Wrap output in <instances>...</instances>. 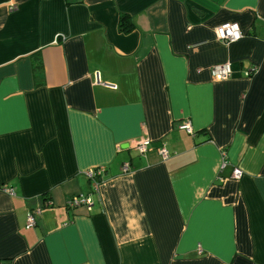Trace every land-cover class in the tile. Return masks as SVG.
Returning a JSON list of instances; mask_svg holds the SVG:
<instances>
[{
    "label": "crops",
    "instance_id": "obj_1",
    "mask_svg": "<svg viewBox=\"0 0 264 264\" xmlns=\"http://www.w3.org/2000/svg\"><path fill=\"white\" fill-rule=\"evenodd\" d=\"M0 264H264V0H0Z\"/></svg>",
    "mask_w": 264,
    "mask_h": 264
},
{
    "label": "built area",
    "instance_id": "obj_2",
    "mask_svg": "<svg viewBox=\"0 0 264 264\" xmlns=\"http://www.w3.org/2000/svg\"><path fill=\"white\" fill-rule=\"evenodd\" d=\"M215 34L217 35V38H219L222 42L226 44H230L231 42L238 41L242 39L244 35L240 30L238 23L232 21L218 25V27H216L215 29ZM211 71L213 75L218 79H227L230 77L232 72L230 68V64H220L219 66L213 67ZM180 129L186 130L189 133H193L191 126L188 122L180 125ZM149 143L150 142L148 139L141 138L140 140L135 141L133 145L140 154H143L148 149ZM158 151L160 154H162L163 157H167L168 153L167 150L164 148V146H160L158 148ZM123 169L128 170V164H124ZM102 171H103L102 167L88 171L87 176L90 179L92 185L94 186L97 185L98 179ZM241 174L242 172L240 171V169L236 167L232 173V176L235 178L236 177L239 178L241 177L240 176ZM80 204L86 205L88 208H90L93 202L91 197L83 194L73 195L66 202V205L68 207H73ZM33 225H34V214L30 212L29 214H27L26 226L31 227Z\"/></svg>",
    "mask_w": 264,
    "mask_h": 264
},
{
    "label": "trees",
    "instance_id": "obj_3",
    "mask_svg": "<svg viewBox=\"0 0 264 264\" xmlns=\"http://www.w3.org/2000/svg\"><path fill=\"white\" fill-rule=\"evenodd\" d=\"M132 26L133 25L128 22V18L125 15H120L119 20H118V27H119L120 31L129 32L131 30ZM33 65H34L33 67H34L35 73L41 71L42 66H41L40 60L34 61ZM36 82H38V81L36 80Z\"/></svg>",
    "mask_w": 264,
    "mask_h": 264
},
{
    "label": "bare ground",
    "instance_id": "obj_4",
    "mask_svg": "<svg viewBox=\"0 0 264 264\" xmlns=\"http://www.w3.org/2000/svg\"><path fill=\"white\" fill-rule=\"evenodd\" d=\"M192 129V128H191Z\"/></svg>",
    "mask_w": 264,
    "mask_h": 264
}]
</instances>
